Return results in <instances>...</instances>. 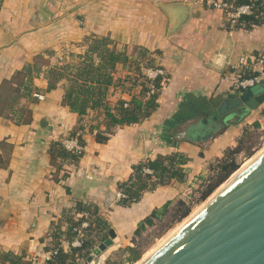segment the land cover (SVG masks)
<instances>
[{
  "label": "crops",
  "instance_id": "1",
  "mask_svg": "<svg viewBox=\"0 0 264 264\" xmlns=\"http://www.w3.org/2000/svg\"><path fill=\"white\" fill-rule=\"evenodd\" d=\"M227 15L206 0H0V91L26 65L40 67L32 99L21 101L31 109L30 119L17 123L0 114L1 257L42 256L48 235L57 229L65 233L68 220L88 205L98 207L109 225L94 247L111 229L116 238L110 254L133 246L141 222L168 203L171 210L189 178L206 177L239 144L247 127L264 116V103L202 141L184 137L189 125L211 122L225 98L241 93L232 90L241 56L264 53V23L232 27ZM93 36L109 38L133 62L166 69L158 106L149 116L130 125H106L107 113L118 114L120 101L134 98L122 83L132 66H117L104 105L85 114L63 103L64 80L48 90L49 69L78 60ZM75 129L83 130L86 152L64 158L55 145ZM174 153L188 158L183 181L144 190L127 204L117 200L136 165Z\"/></svg>",
  "mask_w": 264,
  "mask_h": 264
},
{
  "label": "trees",
  "instance_id": "2",
  "mask_svg": "<svg viewBox=\"0 0 264 264\" xmlns=\"http://www.w3.org/2000/svg\"><path fill=\"white\" fill-rule=\"evenodd\" d=\"M233 5L250 4L253 6L254 13L242 16L238 23L232 25L230 19L228 22L232 27L250 28L254 25L264 23V0H225ZM228 16V15H227ZM87 51L78 56V60L63 62L60 67L51 68L48 71L49 86L48 90L57 87L60 81L64 80L63 103L70 109L79 114H85L89 109L103 106L109 87L114 83L113 73L119 64L129 66H139L142 61H134L119 51L107 37L93 36L87 41ZM144 55V54H143ZM134 64V65H133ZM250 70V69H249ZM40 71L38 64H28L9 81L3 84L0 91V114L7 118H12L17 123L27 122L31 116V109L23 105V99H32L33 92L32 80L34 75ZM255 71L242 72L243 76H253ZM161 80H157L155 85L157 92L151 95L147 100L134 97L130 106L124 107L123 101H120L118 114L107 113V126L110 125H130L141 121L149 116L158 106L157 98L162 90ZM146 89V88H145ZM10 110V111H6ZM259 126V122H254ZM230 123L224 121L212 120L204 123L198 121L189 125L184 131V137L191 141H202L209 133H218L226 128ZM81 128V127H80ZM83 129V127H82ZM82 129H75L83 132ZM181 138V137H180ZM245 136L240 139L239 144L232 149H228L222 158L211 167V173L206 178H201L198 192L200 197L198 201L206 199L220 184H222L235 170L239 164L236 160V154L242 149L245 142ZM100 141L105 140L104 135H98ZM179 139V138H178ZM60 155L64 158L79 156L71 154L58 143L55 145ZM188 158L182 153L169 155H159L155 159H147L139 163L134 168V176L130 183L121 184V189L127 194L121 203L127 204L140 198L142 192L147 189L155 188L159 185L168 184L172 179L183 181L187 173L184 166ZM148 166L154 171V176L143 175L142 169ZM169 203L163 208L155 211L151 217H147L141 222L137 229V234L141 235L147 226L155 225V219H161L164 215L170 213L173 220L180 221L188 216L192 209V203H186L184 200H178L172 210L168 208ZM83 210H89L94 214L93 226L88 229L83 239V244L79 248L69 246L61 247V242L72 240L76 236L75 227L80 223L78 219H69L68 228L64 232L59 229L51 233L54 247L59 248V252L54 255L47 264H82V261L89 256L92 249L103 238L109 229L108 223L98 214V207L88 205L81 207ZM170 211V212H169ZM49 249V247H48ZM119 255L118 262L114 259L108 264H124L137 261L141 257V251L136 246H127L119 248L116 252ZM1 264L9 262L10 264H28L24 257H16L9 254L0 256Z\"/></svg>",
  "mask_w": 264,
  "mask_h": 264
},
{
  "label": "water",
  "instance_id": "3",
  "mask_svg": "<svg viewBox=\"0 0 264 264\" xmlns=\"http://www.w3.org/2000/svg\"><path fill=\"white\" fill-rule=\"evenodd\" d=\"M263 103L264 79L225 98L212 119L236 123ZM115 238L111 229L86 264H105ZM140 264H264V151Z\"/></svg>",
  "mask_w": 264,
  "mask_h": 264
},
{
  "label": "built area",
  "instance_id": "4",
  "mask_svg": "<svg viewBox=\"0 0 264 264\" xmlns=\"http://www.w3.org/2000/svg\"><path fill=\"white\" fill-rule=\"evenodd\" d=\"M208 5L214 8H219L223 10H227L228 17L232 23L235 25L238 23L239 19L244 15H251L254 13L253 6L250 4H241V5H233L225 0H206ZM88 48V46H87ZM70 52V51H68ZM84 53H80L79 55H83ZM78 55V56H79ZM239 72L235 75L232 81V90L235 92H242L249 87L254 86L260 80L264 79V53H259L257 55H242L239 60V65L237 66ZM246 69H250L255 71V75L253 76H243L241 75V71ZM114 75V74H113ZM167 77V71L162 66H152L145 63H140L139 66H132L127 70L126 76L123 77L124 81L122 83L127 87V93L130 97H142L149 98L151 95L157 92V87L155 82L157 80H161L162 87L165 84ZM119 93L123 92L124 89L120 86H117ZM130 88V89H129ZM146 88V89H145ZM38 98H43L41 94H35ZM131 99V98H130ZM131 100H123V106H130ZM83 134L81 131H76V133H70L64 136H61L58 139V143L68 152L83 156L86 152V145L82 140ZM142 173L144 175L154 176V171L148 166H144L142 169ZM211 173V169L207 173L206 177ZM234 174V173H233ZM233 176V175H232ZM231 176V177H232ZM204 177V178H206ZM202 183V179H190L186 185L185 190L182 192L180 197L181 200H184L186 203L193 202V198H197L198 190L200 184ZM127 197V194L120 188L117 192V200L122 201ZM93 218L94 214L85 210L77 213L76 219L80 220V223L75 227L76 236L70 241H62L61 247H72L79 248L83 244V239L86 236V233L89 228L93 226ZM45 245L49 247L42 256L38 254H32L26 257L28 264H47V261L50 260L54 255L59 252L58 247H54L53 245V237L51 234L46 238ZM1 264V259H0ZM85 264V263H84Z\"/></svg>",
  "mask_w": 264,
  "mask_h": 264
},
{
  "label": "rangeland",
  "instance_id": "5",
  "mask_svg": "<svg viewBox=\"0 0 264 264\" xmlns=\"http://www.w3.org/2000/svg\"><path fill=\"white\" fill-rule=\"evenodd\" d=\"M259 126H256L255 123L249 125L243 136H245V142L242 144V149L239 153L236 154V160L239 164L237 170H235L222 184H220L206 199L198 201V199L193 198L192 209L188 216L184 217L180 221L173 220V216H170V213L164 215L160 220L156 221L155 225L148 226L141 235L133 243V246H136L141 251V257L131 263L124 264H138L141 259L148 257L153 251H155L161 244H163L172 234L175 233L190 217L193 213L195 214L199 209H201L209 199L223 189L235 175L248 163L252 162L251 160L254 157L258 156L259 153L264 150V116L258 119ZM242 136V137H243ZM233 175V176H232ZM232 176V177H231ZM200 197L198 192L197 198ZM172 210V209H171ZM170 212V211H169ZM156 246V247H155ZM152 249V250H151ZM93 250V249H92ZM92 252V251H91ZM149 253V254H148ZM147 256H146V255ZM145 255V256H144ZM119 255L116 252L110 254L105 259V264H108L109 261L116 260L117 262ZM87 263V258L82 261V264Z\"/></svg>",
  "mask_w": 264,
  "mask_h": 264
},
{
  "label": "bare ground",
  "instance_id": "6",
  "mask_svg": "<svg viewBox=\"0 0 264 264\" xmlns=\"http://www.w3.org/2000/svg\"><path fill=\"white\" fill-rule=\"evenodd\" d=\"M262 151H264V150H262ZM262 153V152H261ZM260 154V153H259ZM258 154V155H259ZM257 157V156H256ZM256 157H254V159L256 158ZM254 159H252L251 161H253ZM251 163V162H250ZM248 165H249V163H248ZM247 164H246V166H244L236 175H235V177L242 171V170H244L247 166H248ZM218 193V192H217ZM216 193V194H217ZM215 194V195H216ZM215 195H213L210 199H209V201L215 196ZM194 215V213L190 216V217H188V219H186V221L185 222H187L192 216ZM176 232V231H175ZM156 247V246H155ZM152 250V249H151ZM149 254V253H148ZM146 255V254H145ZM144 255V256H145ZM147 256V255H146ZM146 257H144L143 259H141V261H139V263L138 264H140L144 259H145Z\"/></svg>",
  "mask_w": 264,
  "mask_h": 264
}]
</instances>
